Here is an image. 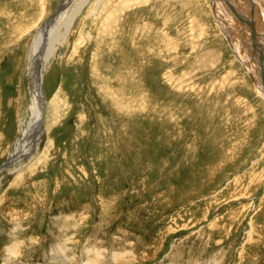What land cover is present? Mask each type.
Segmentation results:
<instances>
[{
	"label": "rangeland",
	"instance_id": "obj_1",
	"mask_svg": "<svg viewBox=\"0 0 264 264\" xmlns=\"http://www.w3.org/2000/svg\"><path fill=\"white\" fill-rule=\"evenodd\" d=\"M62 1L0 0V169ZM73 23L41 143L0 176V264H264V99L210 0H89Z\"/></svg>",
	"mask_w": 264,
	"mask_h": 264
},
{
	"label": "bare ground",
	"instance_id": "obj_2",
	"mask_svg": "<svg viewBox=\"0 0 264 264\" xmlns=\"http://www.w3.org/2000/svg\"><path fill=\"white\" fill-rule=\"evenodd\" d=\"M75 1L63 0L55 16L40 29V34L35 39L32 48L33 57L39 49L41 52L37 57L39 59L38 62L35 63L32 69L34 93L30 123L28 129L19 135L14 152L0 169V176L6 169L21 160H30L41 143L44 133L43 112L45 104L43 80L48 61L53 52L65 43L73 21L84 5L89 2V0H81L82 4L67 17L66 15ZM210 4L217 24L236 58L239 56L242 59L245 68L250 73L249 67L257 66L264 71V0H210ZM252 76L255 80V85L259 89L258 92L260 91V96L264 99V86L253 74ZM16 249L17 244L10 251L16 252Z\"/></svg>",
	"mask_w": 264,
	"mask_h": 264
},
{
	"label": "water",
	"instance_id": "obj_3",
	"mask_svg": "<svg viewBox=\"0 0 264 264\" xmlns=\"http://www.w3.org/2000/svg\"><path fill=\"white\" fill-rule=\"evenodd\" d=\"M40 52H41V50L39 49L38 52H37V54H35L34 57H33V59H32L34 65H35V63L38 62V60H39V59H37V57H38V55L40 54ZM237 58H238V60L240 61L242 67L245 68V64H244V62L242 61V59L239 58V56H237ZM245 70H246V73L249 75V77L252 79V81L255 83V80H254L252 74H251L246 68H245Z\"/></svg>",
	"mask_w": 264,
	"mask_h": 264
}]
</instances>
